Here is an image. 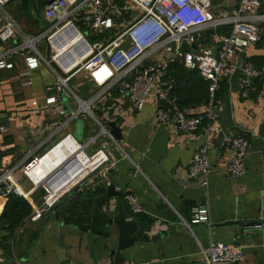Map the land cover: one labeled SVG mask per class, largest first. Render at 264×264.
I'll return each mask as SVG.
<instances>
[{
  "label": "crops",
  "instance_id": "1",
  "mask_svg": "<svg viewBox=\"0 0 264 264\" xmlns=\"http://www.w3.org/2000/svg\"><path fill=\"white\" fill-rule=\"evenodd\" d=\"M238 5L239 0H216L215 9L234 12ZM42 11L38 0H28L26 6L21 0L0 4V28L7 18L18 28L13 40L0 41V50L16 48L23 36L37 38L44 33L47 28L46 20L39 16ZM26 55L14 53L8 60L13 66L0 70V175L18 169L33 154H44L67 135L79 141L69 131L71 123L77 121L69 120L78 107L73 95L66 92L60 98L64 115L53 106L46 107L52 94L47 88L55 77L44 64L28 70ZM43 55L47 57V52ZM255 56H264V48L257 44L237 51L234 68L220 77L218 129L208 151L211 173L207 186H200L189 176L194 155L207 141L204 129L193 136L184 135L154 119L151 101L137 112L128 98L111 90L92 105L94 117L89 116L94 125L86 123V114L79 120L86 123L88 138L99 131L96 120L106 129L109 122H118L122 140L111 142L114 145L108 148L112 168L91 175L40 221L33 222L29 216L13 237L0 224V264H111L105 259L108 222L120 211L135 223L133 236L138 238L122 253L125 264H204L202 251L211 242L240 247L244 257L239 264H264L263 232L247 230L248 226L264 224V80L256 81L259 91L249 99L242 97L241 87L242 65ZM25 71L32 80L27 88L18 78ZM83 78L84 85L76 84L75 93L88 100L98 90L90 79ZM67 99L72 107L69 114ZM34 101L39 105L37 114H32ZM203 110L201 106L188 111L198 114ZM237 135L249 140L246 173L241 178H233L227 171L233 152L226 140ZM66 154L67 150L58 145L32 173L34 181L39 182ZM28 184L31 187L27 191L32 194L27 201L34 210L41 205L42 196L29 180ZM109 185H114L120 195L109 196ZM127 195L137 198L144 211L134 212ZM7 202L8 197L0 196V217ZM201 206L208 207L210 224L196 225L192 230L183 226L182 221L189 222L193 211Z\"/></svg>",
  "mask_w": 264,
  "mask_h": 264
},
{
  "label": "built area",
  "instance_id": "2",
  "mask_svg": "<svg viewBox=\"0 0 264 264\" xmlns=\"http://www.w3.org/2000/svg\"><path fill=\"white\" fill-rule=\"evenodd\" d=\"M7 1L0 0V4ZM215 1L51 0L44 10L50 26L37 38L23 36L22 44L16 48L3 52L0 50V70L13 66L8 60L16 52H27L25 64L28 70L44 64L55 77L53 85L47 88V92L52 94L45 106L49 109L53 106L64 115L60 98L66 92L72 94L78 107L69 115L70 121L78 120L83 114L94 117L92 105L95 101L105 93L116 90L121 97L129 99L133 110L137 112H141L151 101L154 119L160 124L173 126L184 135L193 136L204 129L207 141L194 155L189 176L205 187L211 173L208 151L212 136L218 129L216 92L220 77L225 71L234 68L233 59L237 51L250 48L261 40L260 25L264 23L260 0H239L234 12L215 9ZM227 26L232 28L230 34L218 33L220 27ZM211 28L216 29V34L207 36L205 31ZM17 33L15 22L7 18L0 28V41L7 43ZM43 41L50 51L49 57L44 56L37 47ZM184 44L190 48L189 51L182 49ZM217 46V55L214 56L213 50ZM177 61H183L189 69H198L201 76L211 83L210 100L201 113L180 109L170 96L172 82L166 78L169 67ZM241 70L242 97L249 99L256 91V81L264 78V67L257 68L252 62H246ZM79 76L87 77L97 87V93L88 100L81 98L70 87L72 80ZM18 78L24 88L32 85L28 71L20 72ZM32 106V114H37L38 102L34 101ZM96 122L99 131L86 143L67 135L55 147L72 137L79 144L77 151L83 150L88 160L101 157L100 163L86 169L84 173L79 158H72L65 169L48 178L54 170L46 175L48 180L45 181L43 177L40 182H35L30 173L54 147L44 155L33 154L18 169L3 172L0 175V196L17 195L28 200L32 193L22 188L24 178L35 188L42 186L45 195L41 205L35 207L29 217L31 221L38 222L91 175L112 168L107 143L118 142L108 129L98 120ZM1 130L5 132V128L1 127ZM226 143L233 152L228 174L233 178H241L246 173L249 140L237 135L227 138ZM136 170H139L138 166ZM64 171L66 173L59 177ZM78 171L82 173L76 175ZM69 176H74L76 180H70ZM127 200L134 212L144 211L142 203L133 195H127ZM200 224H210V213L206 206L196 208L189 222L182 221V225L191 230ZM263 226L251 225L247 230H262ZM202 254L204 264H239L244 257L240 247L224 242H211Z\"/></svg>",
  "mask_w": 264,
  "mask_h": 264
},
{
  "label": "trees",
  "instance_id": "3",
  "mask_svg": "<svg viewBox=\"0 0 264 264\" xmlns=\"http://www.w3.org/2000/svg\"><path fill=\"white\" fill-rule=\"evenodd\" d=\"M14 1L15 0H13V2ZM38 1L41 10H45L46 6L51 2V0ZM260 1L262 2V11H264V0ZM21 2L25 6L28 4V0H21ZM49 26L50 24L46 21L45 27L48 28ZM260 28L262 30L261 40L257 43V46L264 48V23L260 25ZM231 30L232 28L230 26L220 27L218 33L228 35ZM248 60L255 64L257 68L264 67V56H255ZM166 79L172 82L170 96L176 100L180 109L188 111L208 105L210 100L209 88L211 83L201 76L198 69H189L185 66L183 61H177L169 67ZM259 80H264V78ZM259 80H257V82ZM257 88L259 87L256 85V91L253 92L251 96L259 91ZM221 93L222 89L218 88L216 92V101L219 99ZM37 191L42 197L45 195L43 188H39ZM32 212L33 207L29 201L17 195H10L8 196V202L5 206L4 212L0 217V224L3 226L4 231L9 233V237H13L19 225L27 219Z\"/></svg>",
  "mask_w": 264,
  "mask_h": 264
},
{
  "label": "water",
  "instance_id": "4",
  "mask_svg": "<svg viewBox=\"0 0 264 264\" xmlns=\"http://www.w3.org/2000/svg\"><path fill=\"white\" fill-rule=\"evenodd\" d=\"M40 18L45 21V12H39ZM207 36H213L216 34V29L211 28L205 31ZM196 48V46H193ZM182 49L184 51H189L190 48L184 44ZM218 46L214 48L213 54L217 55ZM50 56V51L47 50V57ZM107 129L110 130L111 134L115 137L117 141L122 140V130L118 126L117 121H111L107 124ZM79 141H82L79 140ZM121 192H117L114 185L108 186L107 194L109 196H119ZM126 214L123 211H120L119 214L110 219L108 222V236H107V245L106 249L108 254L105 256V259L109 260L111 264H125V258L122 256V253L127 249L132 247L135 242L138 241L137 237H134L135 233V223L128 221ZM264 235V226L262 228Z\"/></svg>",
  "mask_w": 264,
  "mask_h": 264
},
{
  "label": "rangeland",
  "instance_id": "5",
  "mask_svg": "<svg viewBox=\"0 0 264 264\" xmlns=\"http://www.w3.org/2000/svg\"><path fill=\"white\" fill-rule=\"evenodd\" d=\"M216 2V1H215ZM217 3H218V1H217ZM221 7H224L223 5L221 6ZM221 9H223V10H225L224 8H221ZM38 48L41 50V52L43 53V54H46V52H47V45H46V42L45 41H43V42H40V43H38ZM84 82H85V79L82 77V76H79V77H76V78H74L73 80H72V84H71V87L73 88V90L76 92L77 90H76V84H81V85H84ZM75 88V89H74ZM70 102H71V100L70 99H67V101H66V104H67V106H68V110H69V112H68V114L72 111V107H71V104H70ZM88 117H89V119H88V121L86 122V123H92L93 125H94V120L89 116V115H87ZM86 123L84 122V120L83 119H81V120H77L76 122H73V123H71V126L69 127V131L70 132H72L73 133V135L78 139V140H81L82 139V143H86L87 142V140H89V134H87L86 136H85V127H86ZM61 141V140H60ZM59 143V142H58ZM114 144H110L108 147H112ZM55 147V146H54ZM53 147V148H54ZM57 147V146H56ZM56 147L53 149V150H55L56 149ZM99 147V146H98ZM98 147H96L95 148V151L97 150V148ZM102 147V146H101ZM51 149V148H50ZM50 149H48L47 151H49ZM53 150H52V152H53ZM51 152V151H50ZM49 152V153H50ZM88 152L89 153H91L92 152V150L91 149H89L88 150ZM44 155V154H43ZM62 169H65V165H63V167H62ZM21 186H22V188L24 189V191H27V190H29V188L31 187L30 186V184H28V180L26 181V179L22 182V184H21ZM40 189H42L43 187L41 186V187H39Z\"/></svg>",
  "mask_w": 264,
  "mask_h": 264
},
{
  "label": "bare ground",
  "instance_id": "6",
  "mask_svg": "<svg viewBox=\"0 0 264 264\" xmlns=\"http://www.w3.org/2000/svg\"><path fill=\"white\" fill-rule=\"evenodd\" d=\"M59 145H62V147L63 148H65L66 150H67V154L64 156V157H62L63 159H62V161H61V163H58V165L57 166H55L50 172H52V171H54L48 178H50L53 174H55V173H57V172H59L61 169H62V167H63V165H65L66 166V164H68L71 160H72V158H79V161H81L82 162V164L83 165H81V167H82V171L83 170H85L84 171V173H86V169L88 170V169H90L93 165H96V164H98V163H100V160L102 159L101 157L100 158H95V160H88V155L85 153V152H83V150H80V151H77V148H78V146H79V144L77 145L76 144V141H74V138H69L68 140H65L64 142H62V143H60ZM58 147V146H57ZM56 147V148H57ZM54 151V150H53ZM52 152V151H51ZM50 152V153H51ZM50 153H48V155L50 154ZM48 155H46V156H48ZM45 156V157H46ZM44 157V158H45ZM43 158V159H44ZM42 159V160H43ZM41 160V161H42ZM57 169V170H56ZM36 170V169H35ZM49 172V173H50ZM33 173V172H32ZM32 173H30V175L32 176ZM49 173H47L46 175H48ZM66 173V171H64V172H61L60 173V175H59V177H61V176H63L64 174ZM82 172H80V171H78L77 172V174L76 175H80ZM46 175L45 176H43L44 178H46L45 179V181L46 180H48V178L46 177ZM75 175V176H76ZM42 177V178H43ZM42 178H40V180L42 179ZM43 178V179H44ZM69 179L70 180H76V178H74V176H72V177H70L69 176ZM34 180V179H33ZM40 182V181H39ZM38 183V182H37Z\"/></svg>",
  "mask_w": 264,
  "mask_h": 264
}]
</instances>
